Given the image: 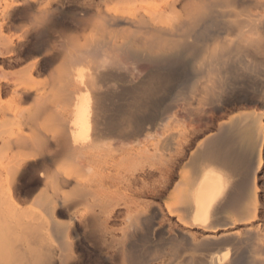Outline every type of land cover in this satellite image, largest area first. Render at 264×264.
I'll list each match as a JSON object with an SVG mask.
<instances>
[{"label":"bare ground","instance_id":"6f19581e","mask_svg":"<svg viewBox=\"0 0 264 264\" xmlns=\"http://www.w3.org/2000/svg\"><path fill=\"white\" fill-rule=\"evenodd\" d=\"M84 240L264 264V0H0V264Z\"/></svg>","mask_w":264,"mask_h":264},{"label":"rangeland","instance_id":"374dc122","mask_svg":"<svg viewBox=\"0 0 264 264\" xmlns=\"http://www.w3.org/2000/svg\"><path fill=\"white\" fill-rule=\"evenodd\" d=\"M74 9V5L73 4H71V5H69L68 6V10L69 11H72ZM43 77V76H42ZM7 99H8V97H6ZM5 98V99H6ZM193 118H195V119H193ZM192 119V120H191ZM188 120V121H187ZM193 121V122H192ZM186 123H188V125H193V127H200L199 126V124H201L199 121H198V119H197V117L196 116H193L192 118H188V119H186ZM191 123V124H190ZM202 127V126H201ZM203 128H205V127H203ZM29 178H31L30 176L27 178H25V184H26V187H33L34 185H35V182H34V180L31 178V180L29 179ZM29 179V180H28ZM33 184V185H32ZM64 215V216H63ZM66 216V217H65ZM61 217V218H60ZM59 218H60V221L62 222V223H64V224H66L67 222H68V216H67V214H61L60 216H59ZM67 219V220H66ZM173 221H175V219L173 218ZM82 243L83 244H79V251L82 253V254H84V257L87 259L88 257V259H87V261L89 260L90 262H93V261H95V260H97V258L99 257V255L101 256V259L103 260V263L104 264H112V262H110V260H109V258H107L106 256H104V255H101V253L98 251V250H96V249H94L93 247H92V245L88 242V241H86V240H84V241H82ZM89 243V244H88ZM95 258V259H94ZM88 261V262H89Z\"/></svg>","mask_w":264,"mask_h":264}]
</instances>
